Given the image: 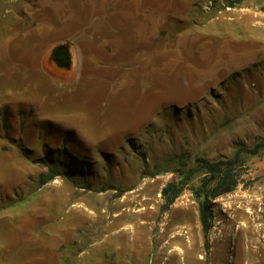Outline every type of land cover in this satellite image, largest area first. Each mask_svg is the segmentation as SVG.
<instances>
[{"label": "rangeland", "instance_id": "obj_1", "mask_svg": "<svg viewBox=\"0 0 264 264\" xmlns=\"http://www.w3.org/2000/svg\"><path fill=\"white\" fill-rule=\"evenodd\" d=\"M258 143L264 0H0V264H264Z\"/></svg>", "mask_w": 264, "mask_h": 264}, {"label": "trees", "instance_id": "obj_2", "mask_svg": "<svg viewBox=\"0 0 264 264\" xmlns=\"http://www.w3.org/2000/svg\"><path fill=\"white\" fill-rule=\"evenodd\" d=\"M263 147L264 144L258 143L253 149L249 150V153L257 154ZM240 154L241 150H238L233 158L222 159L214 163L203 161L199 166L209 176L195 190V198L199 206L200 223L205 237L213 226L212 200L232 193L238 186L240 177L237 169L240 163ZM185 184V180H181L180 184L170 182L163 188L164 210H168L180 197Z\"/></svg>", "mask_w": 264, "mask_h": 264}, {"label": "bare ground", "instance_id": "obj_3", "mask_svg": "<svg viewBox=\"0 0 264 264\" xmlns=\"http://www.w3.org/2000/svg\"><path fill=\"white\" fill-rule=\"evenodd\" d=\"M45 2V1H44Z\"/></svg>", "mask_w": 264, "mask_h": 264}]
</instances>
